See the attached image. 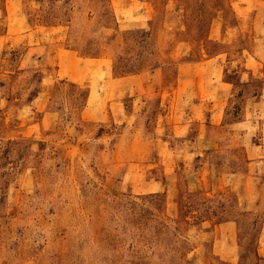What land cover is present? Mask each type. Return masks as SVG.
Segmentation results:
<instances>
[{"label":"rangeland","instance_id":"374dc122","mask_svg":"<svg viewBox=\"0 0 264 264\" xmlns=\"http://www.w3.org/2000/svg\"><path fill=\"white\" fill-rule=\"evenodd\" d=\"M0 264H264V0H0Z\"/></svg>","mask_w":264,"mask_h":264}]
</instances>
